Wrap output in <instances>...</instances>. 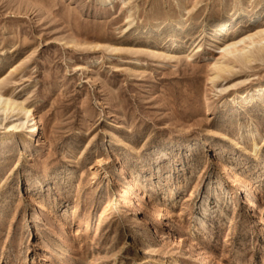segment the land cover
I'll return each instance as SVG.
<instances>
[{
  "label": "rangeland",
  "instance_id": "374dc122",
  "mask_svg": "<svg viewBox=\"0 0 264 264\" xmlns=\"http://www.w3.org/2000/svg\"><path fill=\"white\" fill-rule=\"evenodd\" d=\"M263 30L264 0H0L42 127L0 115V264H264V41L223 50Z\"/></svg>",
  "mask_w": 264,
  "mask_h": 264
},
{
  "label": "bare ground",
  "instance_id": "6f19581e",
  "mask_svg": "<svg viewBox=\"0 0 264 264\" xmlns=\"http://www.w3.org/2000/svg\"><path fill=\"white\" fill-rule=\"evenodd\" d=\"M111 1H114V0H108V2H111ZM264 31V30H263ZM260 33V32H259ZM263 33V32H262ZM247 39V38H246ZM249 45L247 44H244V46L242 48L238 47L237 44L238 43H233V44H228L224 47V52L227 54V55H236L237 53H242L245 51V49H247V47L251 46V45H257V44H260L261 41H264V38L261 39V40H255L253 37H249ZM242 41V40H241ZM244 42V41H242ZM241 43V42H240ZM245 43V42H244ZM225 54V55H226ZM244 54V53H243ZM243 56V55H242ZM246 57V55L244 56ZM248 59V58H247ZM221 70V69H220ZM219 70V71H220ZM222 71H225L222 70ZM217 77V76H216ZM222 77V76H221ZM255 98H252L250 101L248 98H246V102L245 104H250V103H253V102H256V101H263L264 100V90L263 89H260L258 91L257 94L254 95ZM250 98V97H249ZM22 111L23 113L26 112L27 115H30L32 117V119H28L29 121L33 120L34 121V124L33 126H31V128L29 129V132L31 134L32 137H35L37 135H39L41 133V124H40V121H38L35 113L32 112V110H29V109H26L24 106H23V103H20L14 99H12V97H8V96H5V94H3L1 91H0V115L1 113H9L11 112L13 114V112L15 113H18L19 111ZM18 111V112H16ZM20 113V112H19ZM27 115H25V117H27ZM6 116V115H5ZM1 118V116H0ZM30 118V117H29ZM2 120V119H1ZM27 120V119H26ZM27 120V121H28ZM33 123V122H32ZM17 125V124H16ZM16 125H13L11 128L12 129H15L17 128L18 126ZM21 126V125H19ZM29 126V125H28ZM33 139V138H32ZM252 140H255V137L252 138ZM255 150L258 149V146H255L254 148ZM223 168L224 170L227 172L228 176L227 177V181L228 183H232L234 182L236 185H237V188L239 190H245L247 188L248 185H250V181L248 179H243L240 175H238L237 173H235L233 170H231L230 168H228L227 166L223 165ZM234 185V187L236 186ZM247 185V186H246ZM134 186H135V191L138 192V193H141L142 192V187L137 183L135 182L134 183ZM143 194V193H142ZM193 194V193H192ZM139 195V194H138ZM39 216V215H38ZM36 216V217H38ZM39 218V217H38ZM62 219V217H61ZM263 219V218H262ZM39 220V219H37ZM61 221V220H60ZM58 222V224L60 223L61 225V228L64 229V223H61V222ZM262 224L264 225V221L262 220L261 221ZM67 236V234H66ZM199 261H204L203 259V251H199V255H198V260H196V262H199ZM195 262V263H196ZM140 264H159V261L155 255V253L153 252V250H151V246H148V248L146 249V251H144V256L143 258L140 260ZM174 264H179L176 260H174Z\"/></svg>",
  "mask_w": 264,
  "mask_h": 264
}]
</instances>
